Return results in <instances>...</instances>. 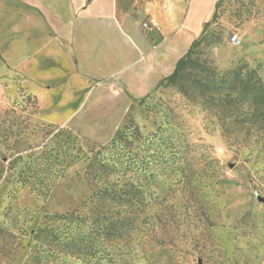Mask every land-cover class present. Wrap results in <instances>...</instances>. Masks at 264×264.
<instances>
[{"label":"rangeland","instance_id":"374dc122","mask_svg":"<svg viewBox=\"0 0 264 264\" xmlns=\"http://www.w3.org/2000/svg\"><path fill=\"white\" fill-rule=\"evenodd\" d=\"M218 1L200 0L188 26L198 34L194 39L208 23L209 29H222L221 44L205 48L203 55L222 71L246 63L257 68L264 80V0H222L217 8ZM127 2L131 13L139 18L141 29L143 23L153 18L158 32L163 28L173 31L179 28L194 5L192 0ZM5 6L2 3L1 17L7 15ZM3 20L0 22V225L4 234L0 236V264H23L33 233L46 223V216L80 208L91 189L84 178L83 157L71 156L65 165L66 174L59 177L48 196L22 185L8 169L11 160L18 154L46 149L49 139L60 131L72 135V144L81 141L86 150L93 142L104 143L99 142L101 136L92 133L96 129L79 117L72 124L85 135L64 125L66 116L82 104V96L70 97L64 86L39 97L30 91L42 93L48 85L60 83L58 78L45 76L41 57L27 67L28 86L18 72L10 71V66L13 68L24 57V38H17L15 44L14 30ZM140 101L141 98L134 101L120 127L131 115V128L137 127L139 133L135 137H145L164 124V114L172 109L193 149V161L187 166L189 176L185 182L175 184L165 202L146 209L148 223L144 225L142 240L138 239L136 254L127 257L129 264H150L155 260V264L167 261L264 264V149L254 150L243 143L228 144L206 112L186 101L175 89L158 86ZM115 105L111 99L105 104L107 108ZM86 135L95 136L98 141ZM140 149L142 145L137 140L132 150ZM153 189L158 191L157 187ZM163 239L171 243L169 256L161 252L159 242ZM63 264L76 263L68 260Z\"/></svg>","mask_w":264,"mask_h":264},{"label":"trees","instance_id":"16d2710c","mask_svg":"<svg viewBox=\"0 0 264 264\" xmlns=\"http://www.w3.org/2000/svg\"><path fill=\"white\" fill-rule=\"evenodd\" d=\"M209 24L157 87L175 89L186 101L199 105L228 144L264 149V80L257 68L246 63L222 71L203 55L205 48L224 39L222 29H209ZM164 117V124L154 133L139 138L128 115L106 144L93 142L89 150L81 141L72 144V135L60 131L49 139L46 149L18 154L11 160L8 169L22 185L48 196L59 177L66 174L71 156L83 157L84 178L91 189L80 208L46 216V223L33 233L23 264H63L68 260L76 264H129L127 257L136 254L138 239L142 240L148 223L146 209L165 202L173 186L185 182L187 166L193 161L182 123L172 109ZM137 140L142 149L133 151ZM3 229L0 225V236ZM159 243L161 252L169 256L170 241Z\"/></svg>","mask_w":264,"mask_h":264},{"label":"crops","instance_id":"0c3cea01","mask_svg":"<svg viewBox=\"0 0 264 264\" xmlns=\"http://www.w3.org/2000/svg\"><path fill=\"white\" fill-rule=\"evenodd\" d=\"M2 3L8 9L4 17L0 14V22L3 18L14 30L15 44L17 38H24V57L10 71L18 72L28 86L27 67L41 57L45 76L60 83L48 85L42 93L30 91L39 97L64 86L70 97L82 96V104L66 116L64 125L79 133L72 124L79 117L96 129L92 133L101 136L99 142L104 144L122 125L134 101L174 71L198 35L188 26L200 0H192L194 5L179 28L159 32L153 18L149 21L156 25L143 23L141 29L127 0H0V13ZM109 99L116 105L107 108Z\"/></svg>","mask_w":264,"mask_h":264},{"label":"built area","instance_id":"2783aa9c","mask_svg":"<svg viewBox=\"0 0 264 264\" xmlns=\"http://www.w3.org/2000/svg\"><path fill=\"white\" fill-rule=\"evenodd\" d=\"M156 25L155 22L153 20H150L149 22L144 23V27H150Z\"/></svg>","mask_w":264,"mask_h":264}]
</instances>
